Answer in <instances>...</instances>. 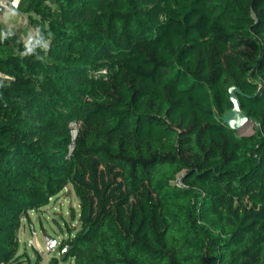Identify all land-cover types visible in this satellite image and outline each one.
Returning <instances> with one entry per match:
<instances>
[{
    "label": "trees",
    "instance_id": "1",
    "mask_svg": "<svg viewBox=\"0 0 264 264\" xmlns=\"http://www.w3.org/2000/svg\"><path fill=\"white\" fill-rule=\"evenodd\" d=\"M19 11L54 39L28 57L18 32L0 41V264L20 218L66 186L73 264H264V0ZM231 87L251 136L221 121Z\"/></svg>",
    "mask_w": 264,
    "mask_h": 264
},
{
    "label": "rangeland",
    "instance_id": "2",
    "mask_svg": "<svg viewBox=\"0 0 264 264\" xmlns=\"http://www.w3.org/2000/svg\"><path fill=\"white\" fill-rule=\"evenodd\" d=\"M0 26L9 27L0 19ZM34 27L30 26L27 15L22 14L15 22L13 31L23 36ZM0 44V52L2 50ZM74 137L75 125H69ZM255 125L248 122L239 132V136H251ZM79 204L71 187L66 186L57 196L48 200L46 206L35 211H27L19 220L20 226L16 235L17 253L12 264H73L69 259L60 261L64 245L72 242L81 227L79 225ZM50 237L60 243V249L46 252L44 239Z\"/></svg>",
    "mask_w": 264,
    "mask_h": 264
},
{
    "label": "clouds",
    "instance_id": "3",
    "mask_svg": "<svg viewBox=\"0 0 264 264\" xmlns=\"http://www.w3.org/2000/svg\"><path fill=\"white\" fill-rule=\"evenodd\" d=\"M21 0H0V19L9 27L0 29V41L13 38L16 34L12 30L17 19L22 15L19 11ZM47 25L30 29L23 36L22 50L18 52L20 57H28L38 53H47L54 34L47 30Z\"/></svg>",
    "mask_w": 264,
    "mask_h": 264
},
{
    "label": "water",
    "instance_id": "4",
    "mask_svg": "<svg viewBox=\"0 0 264 264\" xmlns=\"http://www.w3.org/2000/svg\"><path fill=\"white\" fill-rule=\"evenodd\" d=\"M2 11L3 10L0 9V12ZM228 94L232 109L221 119V121L231 131L238 133L249 122V120L241 111L239 106L238 96L241 95L240 91L236 87H231L228 90ZM70 249V247H66L62 250L59 259L60 261H63L66 258Z\"/></svg>",
    "mask_w": 264,
    "mask_h": 264
},
{
    "label": "built area",
    "instance_id": "5",
    "mask_svg": "<svg viewBox=\"0 0 264 264\" xmlns=\"http://www.w3.org/2000/svg\"><path fill=\"white\" fill-rule=\"evenodd\" d=\"M0 78H6V77H2L0 74ZM59 247H60V243L56 241L55 239L50 238V237H46L44 239V249L46 252H53L55 249H59Z\"/></svg>",
    "mask_w": 264,
    "mask_h": 264
}]
</instances>
